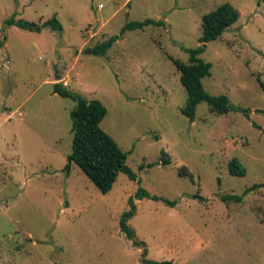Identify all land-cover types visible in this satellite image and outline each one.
<instances>
[{"label":"rangeland","instance_id":"374dc122","mask_svg":"<svg viewBox=\"0 0 264 264\" xmlns=\"http://www.w3.org/2000/svg\"><path fill=\"white\" fill-rule=\"evenodd\" d=\"M226 2L241 15L207 44L203 84L237 110L203 101L192 120L175 60L189 62L203 16ZM15 12L39 24L56 15L63 30L6 25ZM147 18L166 26L122 34ZM116 34L106 53L85 51ZM0 40V264H147L119 225L140 187L177 201L136 199L129 224L147 258L264 264V187L223 199L264 183V0H0ZM60 81L106 105L102 127L137 180L121 172L103 194L76 163L66 168L76 101L55 92ZM234 158L246 175L230 173Z\"/></svg>","mask_w":264,"mask_h":264},{"label":"trees","instance_id":"16d2710c","mask_svg":"<svg viewBox=\"0 0 264 264\" xmlns=\"http://www.w3.org/2000/svg\"><path fill=\"white\" fill-rule=\"evenodd\" d=\"M240 15V11L230 2L223 3L215 10L206 13L202 21L203 32L199 38L200 44L195 48H188L190 55L189 62L175 60L181 74V81L187 90V100L185 106L182 108V112L192 120L196 116L198 105L203 101L207 102L215 113L225 114L232 110H237V107L227 95H213L205 89L203 79L211 75L213 64L206 61L201 55L206 51L207 44L219 39L229 26L238 21ZM5 24L8 26L16 25L23 29L35 31H41L43 27L63 30V24L56 15L46 20L43 24H39L34 21L17 18V13L15 12L5 20ZM150 25L165 27L166 21L153 18H147L143 21H129L123 27L122 34L127 30L143 29ZM120 36L117 34L112 35L109 39L93 47H86L85 51L94 55H102L114 45ZM2 45L3 41L0 40V46ZM61 78L58 74V79ZM260 83L264 88V82L260 81ZM54 90L61 96L72 98L76 101V106L71 111L73 142L72 151L67 158L68 163L66 168L71 167L73 162L76 163L103 194H107L112 190L121 172L126 173L131 180H137V174L128 165L127 152L102 127V121L108 113L106 105L98 99L89 100L73 92L62 81L54 83ZM162 161L165 164L171 162L170 157L165 152H163ZM152 165L154 163L149 164V166ZM229 171L231 174L237 176H244L247 173L246 167L237 158L230 161ZM184 175L193 178L192 174L186 171H184ZM261 187H264V183L250 186L243 195L231 194L223 196V199L241 202L247 192ZM145 197L153 200H162L171 206L177 203L176 200L150 194L144 187H140L135 195L129 198V208L120 217V229L135 246L144 247L143 261L145 263L175 264L172 260H153L147 258L148 249L145 242L136 237L135 230L129 224V221L137 214L136 199Z\"/></svg>","mask_w":264,"mask_h":264}]
</instances>
